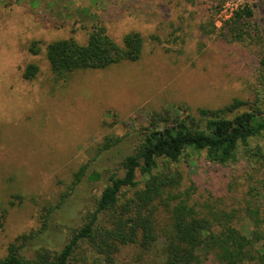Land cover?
<instances>
[{
    "label": "rangeland",
    "instance_id": "rangeland-1",
    "mask_svg": "<svg viewBox=\"0 0 264 264\" xmlns=\"http://www.w3.org/2000/svg\"><path fill=\"white\" fill-rule=\"evenodd\" d=\"M218 2L216 29L205 33L209 10L203 0H0V208L5 210L0 257L19 235L41 230L45 215L46 226L23 251H58L94 209L108 175H122L120 161L133 151L152 113L168 110L172 120L176 108L171 107L180 105L185 107L177 111L180 117L202 122L200 108L216 110L239 99L248 104L237 111L256 101L264 115L260 45L250 37L224 35L233 11L246 3L255 12L252 24L264 25V0H213ZM92 24L103 25L118 43L124 34L139 32L140 58L57 80L46 44L69 37L85 43ZM33 41L37 53L29 49ZM29 63L38 70L25 80L22 71ZM105 137L120 139L100 152ZM248 147L240 146L237 161L227 164L203 154L170 164L181 172L182 188H194L190 203L226 212L242 231L251 228L244 210L264 185V133ZM82 164L85 175L70 188ZM93 171L98 180L88 178ZM160 227L162 235L166 223L160 221ZM114 256L115 264H161L162 258L160 247L138 255L123 246Z\"/></svg>",
    "mask_w": 264,
    "mask_h": 264
},
{
    "label": "trees",
    "instance_id": "trees-1",
    "mask_svg": "<svg viewBox=\"0 0 264 264\" xmlns=\"http://www.w3.org/2000/svg\"><path fill=\"white\" fill-rule=\"evenodd\" d=\"M203 3L209 14L208 24L202 28L211 33L216 29L214 14L222 2L203 0ZM254 15L252 5L247 3L236 8L224 25L227 27L224 35L229 40L247 37L256 40L261 48L258 70L264 80V25L254 26L251 22ZM29 49L37 53V42L33 41ZM142 49L143 37L139 32L124 34L118 43L103 25L92 24L85 43L72 37L55 39L46 44L44 53L55 78L66 80L77 70L134 62L140 58ZM37 70L36 64H27L22 71L23 79H33ZM247 104L234 99L216 110L200 108L202 122L189 115L180 117L177 111L185 108L180 105L171 107L176 108L172 120L168 110L165 114L152 113L141 139L120 161L122 175H108L94 209L87 212L82 224L71 231L58 251L46 247L34 249L30 255L23 251L46 226L45 215L41 230L19 235L8 244L0 264H115L114 255L123 246L132 247L138 255L160 247L161 264H204L202 260L208 261L205 264H264V185L244 210L251 228L242 231L226 212L213 207L200 210L190 203L194 188H182L181 172L170 166L199 154L219 164L237 161L239 147L248 151L249 140L264 133V115L256 101L249 103L251 109L237 111ZM232 112V116H225ZM119 139L105 137L100 152L116 145ZM85 169L86 164H82L73 173L70 188L85 175ZM88 178L98 180L100 174L93 171ZM130 191L132 195H128ZM4 214L5 210L0 208V218ZM160 221L167 226L162 235ZM83 244L87 248L80 251ZM138 261L131 264H139Z\"/></svg>",
    "mask_w": 264,
    "mask_h": 264
}]
</instances>
